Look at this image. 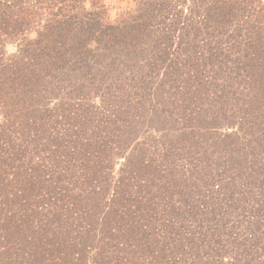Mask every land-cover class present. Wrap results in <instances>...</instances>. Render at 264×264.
I'll list each match as a JSON object with an SVG mask.
<instances>
[{"label":"trees","instance_id":"trees-1","mask_svg":"<svg viewBox=\"0 0 264 264\" xmlns=\"http://www.w3.org/2000/svg\"><path fill=\"white\" fill-rule=\"evenodd\" d=\"M137 6L105 26L83 0H0V264H251L264 0ZM165 173L187 190L159 211Z\"/></svg>","mask_w":264,"mask_h":264},{"label":"rangeland","instance_id":"rangeland-1","mask_svg":"<svg viewBox=\"0 0 264 264\" xmlns=\"http://www.w3.org/2000/svg\"><path fill=\"white\" fill-rule=\"evenodd\" d=\"M83 3L85 5L84 10H82L78 17L85 16L86 20H88L90 17L91 19H96L98 18L100 20V23H102L107 26V25H112L115 24L118 20L126 17L127 15L129 16L130 13L137 8L138 6V0H83ZM30 16L26 17L24 15V19L26 21L25 28L30 31L31 39L36 40L39 36L41 28L43 26L41 24H45V19L48 20V12L45 11V14L43 16V13L40 9L37 7H30L29 9ZM33 12H35L33 14ZM33 14V16H32ZM102 18V19H101ZM92 19V20H93ZM103 25V26H104ZM104 26V27H105ZM9 50L13 51L15 49V45H9L8 46ZM98 101V100H97ZM239 126L236 124L235 126L231 127L229 125H223L222 131L226 134H232V136H235L236 131ZM259 126L255 127V131H257ZM124 161L123 158H121V162ZM160 179H155L149 182L148 191L151 190V196L150 198H154V201H156L157 206L159 207V211L163 210L162 205L164 204L165 201H171V197L173 196L174 199L177 198L175 195L178 191L180 190H187L184 187L182 188H177L175 189V182L173 181L172 188H171V183L172 180L169 178V176L165 173L162 176H160ZM160 180V181H158ZM154 182L155 184H153ZM162 209V210H160ZM100 233V232H98ZM259 235L261 234V231L258 232ZM258 235V237H259ZM1 236V235H0ZM259 241H257V246L254 247L252 243H250V238L249 235L247 237H242L239 239L238 243V249L241 250V253L243 254L249 253L251 256V264H261L264 262V239L262 236H260ZM3 236L0 237L3 241ZM5 241V238H4ZM255 242H253L254 244ZM236 246V250H237ZM153 249L154 243L151 246ZM260 248H263V250H260ZM237 253H239L237 251ZM153 264H156L153 262ZM157 264H163L161 262H158Z\"/></svg>","mask_w":264,"mask_h":264}]
</instances>
